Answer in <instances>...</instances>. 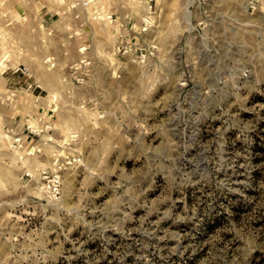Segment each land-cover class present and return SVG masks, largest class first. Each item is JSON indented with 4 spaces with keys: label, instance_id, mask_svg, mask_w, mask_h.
Wrapping results in <instances>:
<instances>
[{
    "label": "rangeland",
    "instance_id": "1",
    "mask_svg": "<svg viewBox=\"0 0 264 264\" xmlns=\"http://www.w3.org/2000/svg\"><path fill=\"white\" fill-rule=\"evenodd\" d=\"M0 264H264V0H0Z\"/></svg>",
    "mask_w": 264,
    "mask_h": 264
},
{
    "label": "built area",
    "instance_id": "2",
    "mask_svg": "<svg viewBox=\"0 0 264 264\" xmlns=\"http://www.w3.org/2000/svg\"><path fill=\"white\" fill-rule=\"evenodd\" d=\"M84 6H87V2L84 3ZM19 71L23 72L21 68H17L14 70L15 73H17Z\"/></svg>",
    "mask_w": 264,
    "mask_h": 264
}]
</instances>
